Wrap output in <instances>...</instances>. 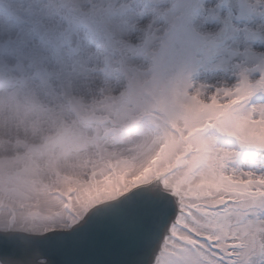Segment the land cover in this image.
Segmentation results:
<instances>
[{"label":"snow or ice","instance_id":"6c2138e0","mask_svg":"<svg viewBox=\"0 0 264 264\" xmlns=\"http://www.w3.org/2000/svg\"><path fill=\"white\" fill-rule=\"evenodd\" d=\"M0 264H264V0H0Z\"/></svg>","mask_w":264,"mask_h":264}]
</instances>
